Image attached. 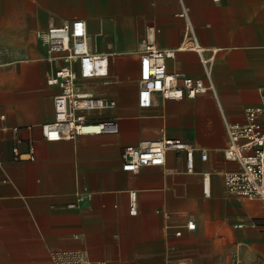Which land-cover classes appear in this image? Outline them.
<instances>
[{
    "label": "crops",
    "instance_id": "0c3cea01",
    "mask_svg": "<svg viewBox=\"0 0 264 264\" xmlns=\"http://www.w3.org/2000/svg\"><path fill=\"white\" fill-rule=\"evenodd\" d=\"M183 5L214 90L157 92L142 107L139 63L150 42L175 50L169 73L208 81L185 45ZM76 18L89 47L110 55L109 75L80 87L116 101L86 113L116 118L120 130L48 140L42 125L54 120L60 90L48 76L61 60L38 33ZM263 91L264 0H0V264H55L56 251L74 250L87 264H264V201L225 184L241 168L225 155V122H245ZM162 136L195 147L192 170L172 148L164 164L123 168L126 145Z\"/></svg>",
    "mask_w": 264,
    "mask_h": 264
},
{
    "label": "built area",
    "instance_id": "2783aa9c",
    "mask_svg": "<svg viewBox=\"0 0 264 264\" xmlns=\"http://www.w3.org/2000/svg\"><path fill=\"white\" fill-rule=\"evenodd\" d=\"M187 20L186 46L196 50L205 66L208 81L202 78L180 76L167 70V58L173 56L174 49L161 48L150 42L140 56L138 100L142 107L153 102V95L160 92L166 98H180L184 94L214 90L209 59L203 56L188 9L183 5L180 13ZM47 44L52 58H59L60 65L48 76V82L59 86L54 98L55 118L44 123L42 130L48 140L74 138L86 133H116L119 121L113 117L92 116L86 111L113 107L116 101L100 96L92 90L80 87V79L105 78L110 72V55L93 51L88 44L87 23L82 18L66 21L58 26H50L38 33ZM181 77V83L179 82ZM228 145L227 158L237 160L241 168L230 171L225 176L227 189L240 196L258 198L264 201V91L261 104L250 107L243 123L225 122ZM184 151L189 170L194 165L195 147L180 138L162 136L140 145H126L123 149V168L133 172L146 165H160L166 161L169 149ZM202 158L207 150H202ZM131 211L136 212V192H130ZM189 228L195 224L189 221ZM180 233V232H178ZM55 264H87L86 255L81 250L56 251ZM90 264H106L93 261ZM180 264H188L182 262Z\"/></svg>",
    "mask_w": 264,
    "mask_h": 264
}]
</instances>
